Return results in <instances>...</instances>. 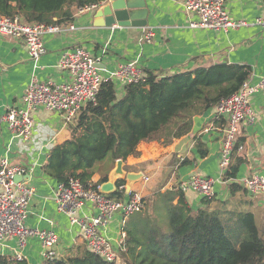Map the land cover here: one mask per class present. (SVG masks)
Returning <instances> with one entry per match:
<instances>
[{"label": "crops", "instance_id": "obj_1", "mask_svg": "<svg viewBox=\"0 0 264 264\" xmlns=\"http://www.w3.org/2000/svg\"><path fill=\"white\" fill-rule=\"evenodd\" d=\"M105 1L102 0L103 3ZM147 6L149 15L146 27H122L115 24L112 28L96 25L93 11L78 13L75 8L73 19L62 23L64 27L74 24V30L66 28L58 33L44 35L47 52L38 62V78L57 83L71 80L70 72L60 69L58 62L63 52L77 47H84L97 57L105 78L110 77L111 71L118 64L133 60L138 61L145 74L155 73L160 76L190 72L219 63L250 66L249 79L252 83L264 75V27L255 23L256 19L264 14L263 0H229L227 10L231 17L235 20H245L247 24L219 31L191 27V20H196L197 16L186 10L183 0H147ZM150 29L154 31L153 38L149 41L142 40L143 34ZM34 71V62L25 43L21 39L7 38L0 34V157L7 156L12 164L29 168V183L35 188V194L30 201L27 225L54 230L59 237L58 258H63L77 252L76 249L81 245L87 247V244L81 227L73 224L70 217L58 209V181L48 177L42 168L47 163L52 148L71 138V127L76 122L67 124L61 113L41 108L34 115L33 134L26 140L13 137L1 120L9 107L23 105V96ZM117 91L119 97L125 93L119 82ZM215 106L193 115L189 133L170 140H166L165 136L144 140L138 146V154L123 162L125 172L141 171L149 177V180L143 178L134 183L130 189L145 196L148 214L154 212L155 195L158 192L178 187L181 181L196 173L214 178L221 176L219 163L222 125L213 119ZM251 107L255 119L252 122L245 120L240 123L238 138H241L242 144L232 157V164L241 158L244 159L240 164L238 176L236 179H223V182L216 183V199L227 200L233 197L229 188L231 182L257 172L264 176V91L252 96ZM182 119L176 118L171 128L176 130ZM198 140L208 149L205 157L200 156L197 150ZM102 162L97 164L92 181L97 183L107 175L108 181L115 184L113 191L108 193L112 194L118 190L117 179L125 177L116 175L117 161L111 159L109 163ZM121 193L122 197L128 196L127 181L125 192ZM184 193L190 206H203L199 201L202 200V195L194 190ZM232 199L235 202L242 200V206L248 203L254 213L256 210L264 212V194L254 196L238 192ZM177 201L178 199L175 203ZM85 213H96L91 202H86L81 209L80 214ZM127 219L128 216L117 213L103 227V231L112 239L118 250L121 249L126 236L124 229ZM17 247L15 237L5 240L0 244V257L19 262L12 259ZM21 252L24 256L21 261L28 264H47L42 256L41 242L36 237L29 238Z\"/></svg>", "mask_w": 264, "mask_h": 264}, {"label": "trees", "instance_id": "obj_2", "mask_svg": "<svg viewBox=\"0 0 264 264\" xmlns=\"http://www.w3.org/2000/svg\"><path fill=\"white\" fill-rule=\"evenodd\" d=\"M101 2L0 0V15H19L29 23L62 24L73 19L75 8ZM250 75V66L234 63L174 75L148 73L142 81L126 84L121 97L117 82L105 80L96 102L88 103L72 125L71 138L52 148L42 169L58 183L68 182L71 177L87 183L97 164L107 156L114 162L127 161L138 154V146L144 140L162 136L170 140L189 133L193 115L238 91ZM179 117L182 122L173 130L171 125ZM218 123L225 125V121ZM241 144V138H237L234 152ZM196 147L200 156L208 154L202 141L198 140ZM243 160L230 165L223 175L225 180L237 178ZM105 181L107 175L96 185ZM125 183L126 178L116 181L118 187ZM229 188L233 197L238 192L249 194L237 181L231 182ZM111 196L123 194L116 190ZM232 198L203 196V206L194 210L178 187L158 192L152 214L143 210L128 216L126 236L119 250L125 264H264V227L259 226L254 211L244 209L242 200L235 202ZM76 251L47 264H116L84 245ZM0 264L28 263L2 256Z\"/></svg>", "mask_w": 264, "mask_h": 264}, {"label": "built area", "instance_id": "obj_3", "mask_svg": "<svg viewBox=\"0 0 264 264\" xmlns=\"http://www.w3.org/2000/svg\"><path fill=\"white\" fill-rule=\"evenodd\" d=\"M229 0H183L189 13L197 16L191 20L193 28H208L216 31L238 28L246 25L245 20H235L227 10ZM264 3V0H263ZM101 3L78 7V13L95 11ZM256 24L264 27V14L260 15ZM74 30V24L60 23H29L23 17L0 15V34L12 39H21L27 46L29 56L34 62V73L23 96V105L11 106L1 120L7 125L13 137L29 139L34 131L35 113L45 108L61 113L67 124L76 122L82 109L91 102H96L101 84L112 79L123 87L128 83H138L145 79L146 74L137 60L120 63L111 71L110 77L105 78L101 69L96 65L99 60L84 47L63 52L58 67L71 74V80L57 83L53 80L42 81L36 74L38 62L47 52L44 42L46 33H58L64 29ZM154 36L152 29L143 34L142 40H151ZM264 91V75L252 83L248 78L240 89L230 96L223 97L216 104L213 119L225 121L221 126L222 140L220 147L221 176H211L196 173L187 180L181 181L178 188L183 192L194 190L204 197L215 196V185L223 182V175L232 164V157L240 123L252 122L255 113L251 107L252 96ZM29 168L12 164L7 156L0 157V244L15 237L18 247L15 249L13 260L21 261L24 256L21 250L29 238H38L42 245V256L46 261L58 258L59 237L52 229L32 228L27 225L30 201L35 194V188L29 181H15V175L28 174ZM149 180L148 176L143 177ZM239 182L250 195L264 194V176L260 173L246 175ZM125 192V185L118 187ZM125 197H112L103 192L100 185L92 180L85 183L78 177H71L68 182H61L57 187L56 201L58 209L66 213L73 224L81 227V233L90 251L108 262L125 264L120 252L115 248L112 239L103 231V227L117 213L124 217L146 209L145 196L136 190H130ZM86 202H91L96 209L94 214H80Z\"/></svg>", "mask_w": 264, "mask_h": 264}, {"label": "water", "instance_id": "obj_4", "mask_svg": "<svg viewBox=\"0 0 264 264\" xmlns=\"http://www.w3.org/2000/svg\"><path fill=\"white\" fill-rule=\"evenodd\" d=\"M95 15V24L98 26L112 28L115 24L118 26H135L146 27L148 25L149 8L147 6V0H106L98 9L93 11ZM98 67L102 66L97 62ZM123 160H117V168L115 170L116 175H121L126 178L127 191L131 189L134 183L140 181L144 177L143 172L127 171L123 169ZM31 176L29 174H17L15 175V181H29ZM115 184L108 181L105 182L101 190L109 193L113 191Z\"/></svg>", "mask_w": 264, "mask_h": 264}, {"label": "rangeland", "instance_id": "obj_5", "mask_svg": "<svg viewBox=\"0 0 264 264\" xmlns=\"http://www.w3.org/2000/svg\"><path fill=\"white\" fill-rule=\"evenodd\" d=\"M104 160H105V161L102 162V163H105V162H108V163H109L110 160H111V157H110V156H107ZM98 164H99V163H98ZM199 201L202 202V200H199ZM197 208H199V205H197V207H196V206L193 207L194 210H197ZM146 209H147V204H146ZM146 209H145V210H146ZM244 209H245V210H252V211H254V209H251V207L248 206V203H245V204H244ZM254 212H255V211H254ZM159 214H160L161 216L164 215V213H163V208H160V209H159ZM256 219H257V222H258L259 226H260V227H264V212H263V211L256 210ZM122 259H123V261H124V258H122Z\"/></svg>", "mask_w": 264, "mask_h": 264}]
</instances>
